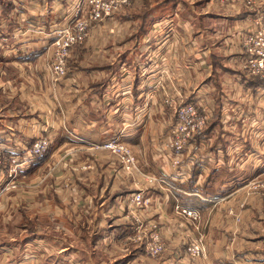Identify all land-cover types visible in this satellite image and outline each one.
Returning <instances> with one entry per match:
<instances>
[{"label":"crops","instance_id":"0c3cea01","mask_svg":"<svg viewBox=\"0 0 264 264\" xmlns=\"http://www.w3.org/2000/svg\"><path fill=\"white\" fill-rule=\"evenodd\" d=\"M8 1L13 4V13L15 0ZM76 1L28 0L35 9L31 16L37 18L28 19L35 25L28 22L22 30L25 36L17 40L20 45H0V144L4 148L0 183L17 177L7 174L9 157L18 156L21 160L38 137L48 136L46 158L20 170L25 178L19 185L32 186L36 176L39 189L35 194L40 192L44 201L53 194L72 195L73 202L63 200L60 208L40 203L48 207L44 210L47 216L52 217L55 209L67 220L73 216L85 218L88 225L94 223L101 231L95 242L104 247L131 240L137 232L133 230L135 217L145 226L151 217L155 221L163 219L159 226L163 227V239L168 244L160 261L150 262L142 251L144 255L128 252L117 264H264V198L259 195L257 200L244 204L239 197L231 203L225 196L216 204L200 198L213 201L212 191L223 196L232 187L239 188L236 192L245 188L244 183L219 179L225 173L250 177L264 173V81L242 68L239 38L249 30L255 15L264 16V0H254V8L220 0H197L195 6L202 10L199 19L212 20L213 25L205 27L200 21L198 28L188 21L182 30L172 27L173 37L162 40L165 45H156L154 39L147 41L153 26L147 30L145 22L137 28L140 31L136 45H76L70 52L66 76L53 82L49 68L51 26L65 17L64 4ZM169 1L171 11L163 17H178L184 1ZM186 6L194 10V6ZM7 17L12 18L10 13ZM97 29L92 32L95 34ZM15 34L0 25V43L15 38ZM174 89L180 92L183 102H192L200 112L208 113L211 123L197 135L192 153L185 156L182 176L173 177L176 190L170 200L162 187L149 186L144 175L170 170L163 141L168 139L174 116L163 98L172 95ZM112 137H119L138 162L139 172L131 177L112 155L95 148ZM71 161L81 167L88 163L90 167L71 173ZM230 179L234 182L236 177ZM10 188L13 187L8 185L6 190ZM87 191L107 196L99 202L83 203L80 197ZM10 192L8 199L21 196L20 192ZM138 192L149 198V203L132 211V203L126 204ZM182 195L205 201L193 208L200 211L198 222L206 248L199 258L190 257L179 245L181 240L186 243L193 237L195 224L174 210L177 204L186 207L178 200L182 201ZM27 196H33L31 189L24 195L26 207L39 205L30 204L32 200ZM229 208L240 213L239 222L230 216ZM170 210L185 223L170 220ZM136 239L146 241L145 232L136 235ZM57 256L62 260L74 257L75 264H92L91 257L84 260L78 250Z\"/></svg>","mask_w":264,"mask_h":264},{"label":"rangeland","instance_id":"374dc122","mask_svg":"<svg viewBox=\"0 0 264 264\" xmlns=\"http://www.w3.org/2000/svg\"><path fill=\"white\" fill-rule=\"evenodd\" d=\"M184 3H180L181 10L179 11V16L176 17L174 14H171L170 16H167L164 18L167 13L171 11V3L169 0H130V2L123 6L120 10L115 11L113 13H110L105 18H100L95 22V24H90V29L88 35L84 38L83 41H81L76 45H123L128 43V45H136L139 31L140 29L138 27H142L143 23L145 22L144 28L148 30L151 26L152 29L150 30V34L148 37V40L154 39L153 41L156 42V45H165L164 42H162L163 39L165 41L169 38H172V31L171 28L173 27L174 30H182L183 27H187V22H192V25L194 27L199 28L200 21L205 25V27H210L213 24L212 20H207L206 18H203L202 20L200 18V12H202L201 8H198L195 6V3L198 2L197 0H183ZM77 2V1H76ZM74 3H65L64 4V10H65V17L60 21L61 23L54 24L52 23L51 31H53L56 28L61 27H67L70 25L69 22L73 21V18L71 17V12L73 10ZM16 3V9L13 10V13L11 11V6L13 5L8 0H1L0 1V25H3V28L7 32H12L13 35L16 31L15 38H12L10 40H7V42H1L0 45H20L17 40L22 38V36H25V32L22 31L27 26L28 22L31 25H35L34 22H31L30 19H37L33 16V11L35 10L34 7L31 8V5L33 3L28 2V0L23 3L22 0H15ZM194 6V10L190 8V10L187 8L186 5ZM231 4V3H230ZM260 12L261 9L259 8ZM29 11V13H27ZM10 13V16L12 18H8V14ZM22 16V17H21ZM28 16L30 19H28ZM202 17V16H201ZM164 18V20H162ZM157 20V22H156ZM159 20V21H158ZM35 22H39L36 20ZM155 22V23H154ZM147 23V24H146ZM154 23V24H153ZM153 24V25H152ZM183 25L179 27L178 25ZM189 25V24H188ZM254 26V22L252 21L250 23V27ZM95 28H98L95 31V34L92 32ZM195 29V28H194ZM246 31L241 35L240 38V45L242 44V36L249 35L250 31ZM22 31V32H21ZM21 32V33H20ZM161 34V36H159ZM18 35V36H16ZM206 41V40H204ZM158 42V43H157ZM149 42H146V45H148ZM203 44V42H201ZM197 45H199L197 43ZM74 47V46H73ZM71 52V51H70ZM69 60V58H68ZM67 60V63H68ZM92 65V64H91ZM93 66V65H92ZM4 70V69H3ZM5 71L8 73V65L5 66ZM124 144V143H123ZM125 145V144H124ZM129 148L128 146H126ZM130 149V148H129ZM107 151V150H104ZM131 151V149H130ZM109 155H112L113 158L116 160V162L121 166V169L125 172L126 175L132 176L136 172L135 169L133 170H126L124 165V160L122 156L114 154L110 151H107ZM132 153V151H131ZM133 155V153H132ZM134 156V155H133ZM135 158V156H134ZM136 165L138 168V162L135 158ZM70 170L71 173L73 171L75 172L77 169L80 170V168L83 170L84 167L87 166L90 167V165L84 164L82 167L79 163L71 161L70 163ZM90 164V163H89ZM53 166L52 164L48 166L49 168ZM92 167V166H91ZM59 169V167L57 166ZM85 169V170H86ZM91 169V168H88ZM4 171L0 169V173H3ZM9 169L7 170V174H9ZM24 171H17L16 179L13 180V183L9 184L13 188H10L8 191L3 188L6 186V180L5 183H0V264H75L74 263V257L69 258L68 260H62L61 258H58V254L71 252L74 253L75 250H78V252H81L82 255L85 256L84 260L88 259V256L91 257L92 264H117L119 261H123L124 257H122L125 254H134L135 252L142 254V251L145 252V257L149 259V261H160L161 257L165 254L166 251V240L163 239L164 242V248L163 250L155 256H151L147 252V245L149 242V236L152 234V232L155 230L152 224H159V221H163V219L157 218L156 221L153 217H151L149 220H147L145 223L148 224L142 228L141 219L135 217L134 221L139 222V225L136 224V226L133 228V230L136 232L134 234L138 235L141 234L142 231L145 232L147 240L146 241H137L136 235L131 236L133 237L131 240H126L125 242L117 243L115 241L113 245L105 246L100 245L99 243H96L97 235L100 234L101 231H99L98 227L94 223L91 225H88V222L85 218H75L70 217V220H67L66 218H63L59 211H55L53 209V213H51L52 217H49L46 215V212L44 211L47 206L40 205V203L46 202L44 201L45 198L43 197L40 192L38 194H35L36 191L39 189L37 184V180L35 178L33 179V185L30 187H22L19 186L20 182L23 181L24 183ZM250 174H240L237 172H232V174H227L221 176L219 179H226L229 180V183H241L246 184L244 189L238 190V187H232L227 191L226 195L217 194V191H210L214 194V200L209 203H218L224 201V197L226 196V199H229L231 203L237 202L238 197L241 204L248 203L250 200H257L258 196H262L264 198V190L256 189L254 188L255 184L254 179L260 178L259 176H249ZM235 176L236 180L234 182L231 181V177ZM40 177V176H38ZM2 182V181H1ZM25 188V190H24ZM27 189V190H26ZM28 189H31L33 196L30 198L32 200V203L39 204L36 207L29 208L26 207L25 204H27L24 198L25 193H28ZM92 189V188H90ZM10 191L17 193L20 192V195H11V199L7 198V195L11 193ZM9 192V193H7ZM168 194L167 199H174L170 196V193ZM236 194V196H235ZM68 195L70 196V199L68 198ZM65 196V192L61 193L59 196H56V194L50 195L48 198L49 205L57 206L60 208L59 203L67 200H71L70 202H73L74 200L72 198V195L69 193ZM93 195L96 196L94 199ZM238 195V196H237ZM106 194H100L98 191L96 193H92V191H87L85 194H83L80 197V200L83 203H86L88 201H101L100 199H106ZM108 196L111 198L112 195L108 194ZM176 196V195H175ZM235 196V200H233V197ZM107 198V200H110V198ZM183 199L181 201L180 198H178L181 205H185L186 207H199L201 203H204L205 201L201 200L197 196H187L182 195ZM237 197V198H236ZM79 199V198H78ZM131 199V198H129ZM225 199V200H226ZM131 200L125 201V204L129 206ZM28 202V201H27ZM239 202V201H238ZM120 204V202H118ZM122 204V203H121ZM123 202V205H125ZM238 205V204H237ZM124 207V206H123ZM132 211L137 210L138 207L135 206L132 203ZM240 206L237 207V209ZM233 208V207H232ZM117 211L114 210V213ZM168 216L172 219L170 220H178L180 223H185L183 220H181L179 217L176 216L174 213V210H170V213H168ZM89 218V217H87ZM197 221H193L195 224H192L194 229L192 231V238L193 239H199L202 238V242L204 243V235L203 228L200 226V223ZM149 222V223H148ZM199 223V224H198ZM159 227V225H158ZM141 232V233H140ZM191 238V239H192ZM190 239V240H191ZM189 242V241H188ZM187 243V242H186ZM184 240H181L180 246L183 251H186L187 244ZM171 248V247H170ZM65 249V251H64ZM92 249H94L92 251ZM144 249V250H143ZM206 249V248H205ZM169 250V249H168ZM172 250V248H171ZM55 252V257L52 258V254ZM205 252V250H204ZM50 256H46L49 255ZM57 254V255H56ZM46 256V257H45ZM143 256V257H144ZM172 259H169V261ZM142 262V261H140ZM171 262V261H170ZM82 264V262H81Z\"/></svg>","mask_w":264,"mask_h":264},{"label":"built area","instance_id":"2783aa9c","mask_svg":"<svg viewBox=\"0 0 264 264\" xmlns=\"http://www.w3.org/2000/svg\"><path fill=\"white\" fill-rule=\"evenodd\" d=\"M222 3L241 4L248 8H254V0H220ZM130 0H78L71 12L72 22L67 27L56 28L50 32L52 38V58L49 63L50 78L53 82H58L67 74V60L70 51L75 44L80 43L88 35L90 24H95L100 18H105L110 13L120 10L127 5ZM254 22V26L250 28V34L242 36L241 48L243 51L242 68L250 75L257 76L264 81V16L257 14L250 20ZM164 105L172 110L174 122L169 129L168 139L163 141L164 148L168 152L169 169L160 175H144L145 181L149 186L158 185L167 193L172 194L176 189L173 184V177L182 176L183 160L185 156L192 153L197 135L203 132L208 125L210 115L206 112H200L196 105L192 102H183L180 92L174 89L172 95H166L163 98ZM50 147V139L48 136L38 137L32 145L25 151V155L9 157V175L15 176L17 171L25 170L30 164L41 162L46 158ZM95 148L107 150L114 154L122 156L125 169L130 171L135 169L138 171L136 161L129 148L126 147L119 137L108 138L101 143L95 145ZM3 146L0 144V169L3 164ZM234 149V146L231 147ZM235 152L236 150H232ZM247 156L251 157L252 154ZM232 164V162H231ZM260 178L254 179V188L264 190V173ZM13 183V179L6 182L5 190L9 184ZM1 192V191H0ZM205 201H212L206 198ZM138 208H143L149 203V198L144 197L142 192L132 195L130 199ZM174 210L187 217L192 221L200 219V211L193 208L181 207L175 205ZM228 213L239 222L241 215L232 208L228 209ZM137 222V225H139ZM142 223V221H141ZM159 225V224H158ZM152 224L155 230L149 236V244L147 252L151 256L158 255L164 248L162 226ZM145 225L142 224V228ZM186 252L192 258H199L204 254V244L202 238L191 239L186 243Z\"/></svg>","mask_w":264,"mask_h":264},{"label":"trees","instance_id":"16d2710c","mask_svg":"<svg viewBox=\"0 0 264 264\" xmlns=\"http://www.w3.org/2000/svg\"><path fill=\"white\" fill-rule=\"evenodd\" d=\"M210 123H211V122L209 121V122H208V125H207V128H206V129H208V127H209ZM206 129H205V130H206ZM205 130H204V131H205Z\"/></svg>","mask_w":264,"mask_h":264}]
</instances>
